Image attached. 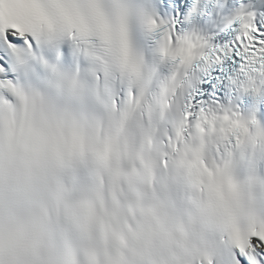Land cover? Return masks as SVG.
Instances as JSON below:
<instances>
[{"label": "snow or ice", "instance_id": "snow-or-ice-1", "mask_svg": "<svg viewBox=\"0 0 264 264\" xmlns=\"http://www.w3.org/2000/svg\"><path fill=\"white\" fill-rule=\"evenodd\" d=\"M228 26L0 0V264H264V125L202 87L264 94V6Z\"/></svg>", "mask_w": 264, "mask_h": 264}]
</instances>
